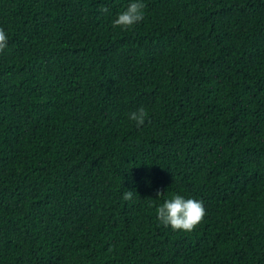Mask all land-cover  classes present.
<instances>
[{
  "label": "trees",
  "instance_id": "trees-1",
  "mask_svg": "<svg viewBox=\"0 0 264 264\" xmlns=\"http://www.w3.org/2000/svg\"><path fill=\"white\" fill-rule=\"evenodd\" d=\"M127 3L0 0V264H264V0Z\"/></svg>",
  "mask_w": 264,
  "mask_h": 264
},
{
  "label": "clouds",
  "instance_id": "clouds-1",
  "mask_svg": "<svg viewBox=\"0 0 264 264\" xmlns=\"http://www.w3.org/2000/svg\"><path fill=\"white\" fill-rule=\"evenodd\" d=\"M144 0H128L126 7L116 13L111 20L113 27L130 28L144 18ZM107 12V8L100 9ZM9 45V35L4 28H0V53L4 52ZM148 112L140 107L128 113V119L135 122L137 127L143 126L146 122ZM161 192L157 193V196ZM134 196L132 191H125L122 194L124 200H130ZM206 214L203 202L191 196L179 193L164 198L155 208V218L165 228L173 231H192L199 224Z\"/></svg>",
  "mask_w": 264,
  "mask_h": 264
}]
</instances>
